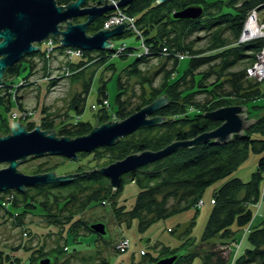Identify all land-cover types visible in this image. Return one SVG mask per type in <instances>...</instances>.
Masks as SVG:
<instances>
[{"label":"trees","instance_id":"obj_1","mask_svg":"<svg viewBox=\"0 0 264 264\" xmlns=\"http://www.w3.org/2000/svg\"><path fill=\"white\" fill-rule=\"evenodd\" d=\"M68 1L73 0H55L58 5H66ZM193 2L202 7L199 17L174 18L172 16L173 12L189 5V3L185 4L186 0H165L158 4L154 0H131L120 7L124 13L133 19L138 32V34L135 32L134 34L139 37L142 47L147 48L146 53H142V49L135 51L134 47L127 46L125 42L124 49L117 52V47L123 43L121 41L116 46L113 45L104 49H80L79 54L68 58L66 53L68 47L59 44L54 39L55 45L49 53L45 54V49L43 52L39 49L29 52L15 64L7 66L5 69L2 78L4 84L0 88V106L2 105L8 110L14 102L23 112L28 110L24 108L20 96L15 94L12 96L13 98H10V92L15 90L17 93V88L20 86L17 85V87L16 83L20 81L18 75L21 71H26L23 76L24 81L29 75L40 69L43 73L45 72L44 77L47 79L50 76L49 62L53 59L64 58L66 66L62 69L59 68V71L65 75L66 68V71L72 72L66 75L67 78H76L85 67L93 63H107L116 56H133L132 61L125 65L116 77L117 93L114 98L116 101L114 113L120 119L125 118L150 103L151 101L148 102L147 97L149 96L150 99L158 90L161 95L165 94L168 101L159 106L151 116H163L164 120L140 127L120 137L112 145L95 148L92 156L95 153L105 152L103 157L109 160L108 163L147 148L158 150L173 140L189 139L200 132L218 126L219 120L206 118L201 114L204 111L227 105L242 104L246 107L248 118L257 115L254 117L256 120L244 129V134H233L225 142L215 143L208 140L191 147H179L157 160L124 173L119 187L112 191L107 177L90 170H87L90 172L76 175L67 181L35 185L36 189L32 186L25 187L24 192L34 189V191L42 190L44 194L48 191L53 193L57 210L62 211L66 217L61 225L55 224V220L49 224L55 228L58 226L60 229H64L65 233L62 237L65 242L61 245L57 244L51 249L55 255L44 252L45 256L43 257L49 256L51 258L49 264L55 263L56 251L60 252L65 246L67 247V238L70 237L74 240L85 235L88 231L94 233L96 238L102 237L89 228L90 223L86 224L79 217V213L89 204L95 202L105 205L107 201H110L119 221L129 223L131 219H136L137 229L142 232L159 219H165L172 214L193 208L201 198L203 189L212 182L229 176L247 155L249 147L253 152L260 154L256 169L248 181H243L235 176L228 177L217 189L213 190V204L207 215L202 241L195 247L169 250L164 255L179 252L173 264H190L195 256H199L200 264H226V258L222 255L221 250L216 248V243L222 244L234 237L233 225L238 227L251 223V204L257 201L260 189L264 190V103L257 104L256 102L258 99L264 100L261 98L264 97V91L260 89L259 81L251 80L253 78L246 75L247 66L232 68L235 61L242 58H249L248 63L249 65L252 64L255 54L261 48L262 39L260 38L244 42H238L237 38L249 11L254 9L260 19L264 20V0H199ZM113 11H106L90 22L86 28L87 34L100 29L104 19ZM205 15L209 17H204ZM82 20L84 18L74 17L71 21L79 22ZM198 30L206 32L205 41L207 40V42L202 48L194 47L193 39L186 40L188 36L193 35ZM132 32L125 28L121 34L111 37L110 40L113 41V38L126 36ZM225 32H227L226 35ZM157 56L172 61L171 68L164 71L160 89L154 87L150 79L142 78L139 82L141 86L140 98L134 103H129L126 98H122L126 91L124 78L137 76L141 71L138 66L147 63L150 57ZM180 59L186 60L183 68L179 67ZM39 62L40 65L37 66ZM202 66H206V69L199 70ZM110 67L112 68V65ZM212 76H214L213 80L209 81ZM56 80L51 77L45 88L56 84ZM90 80L91 76L83 80L81 90L71 99L69 109L73 111V115L70 112H65L63 114L65 117L53 118L48 116L47 112L46 115L43 114L40 117V129L53 128L57 136L69 137L89 132L91 123L87 120H81L80 115L91 84ZM105 81L104 78L100 77L96 87V99L100 105L107 98ZM145 84L149 88L147 93L144 88ZM198 94L204 98H195ZM44 111L45 109L42 108L41 112ZM9 118L10 116L0 117V128L9 130ZM25 122V129L31 130L34 127L32 121L26 120ZM125 180L135 182L138 187L134 203L128 209H125L123 205L116 206L114 201ZM75 185L85 189H80L81 196L79 197L78 194L76 196L79 189H74ZM67 186L70 189L68 193H64L62 188ZM23 191L21 193H24ZM15 192L18 191L15 189L0 191L1 215L7 219L12 216L14 226L22 224V221L17 217L25 211L23 206L15 205ZM47 197H49V193L45 195L43 200ZM33 205L41 209V214L49 209L42 200ZM9 207H13L14 210H9ZM44 215L46 214L44 213ZM50 216L53 217L56 214ZM215 236L220 239L212 240L211 237ZM246 240L248 245L243 253L237 257L234 264H264V217L255 225L251 223ZM22 246L25 249L31 248L27 264L33 263V259L37 258L35 254L43 247L33 248V246L28 247L18 243L9 250H18ZM112 250L116 253H122L114 245ZM10 252L0 250V264H23L22 256H16ZM157 258L159 257H151L150 254L144 253L141 261L147 263ZM38 260L36 259L35 264ZM98 264H109V262L100 257Z\"/></svg>","mask_w":264,"mask_h":264},{"label":"rangeland","instance_id":"obj_2","mask_svg":"<svg viewBox=\"0 0 264 264\" xmlns=\"http://www.w3.org/2000/svg\"><path fill=\"white\" fill-rule=\"evenodd\" d=\"M94 1L95 0H91L90 3L93 5ZM113 1L116 2V0H107V3H113ZM193 1L198 2L199 0H186L185 4H195V2ZM113 10L116 11L117 8H114ZM207 16L208 15H205L204 17ZM254 17L256 18V21L261 20L258 14H256ZM82 18L84 17H79V19ZM247 24L248 23H246V25ZM131 31H133V29ZM205 34L206 32H204V30H198L197 32L193 33V35L188 36L186 40L193 39V46L196 48H202L205 47V44L207 42V40L205 41ZM224 34L226 35L227 32H225ZM46 40L36 42V46H38V49L42 52L47 47ZM121 41H123V43L125 42L127 46L134 47L135 51H139L140 49H142L141 52H143V47L142 44H140V39L139 37L135 36L134 32L126 36L113 38V45L116 46ZM53 45H55V43ZM73 56L76 55L74 54L70 58H72ZM257 56L258 53L255 54V59H257ZM63 59L64 58H60L57 60L53 59L49 62L48 67L50 69V76L47 79H45L44 77L45 72L43 73L40 69L29 75V77L24 81L23 76L25 75L26 71H21V73L18 75V77H20V83L18 85L20 86L19 88H17V93L15 92V90L13 91L11 89L12 91L10 92V98H13L12 96L15 94L19 95L24 108H26V110H29V113L27 115L24 114V111L22 112L14 102L10 105V108L8 110H6V108L1 105L0 117L10 116L9 129L11 119L13 122L17 120L19 123H23V125L24 123H26V120L32 121L34 125H39L40 117H42L43 114L46 115L47 112L48 116L53 118H57V116L63 117V114H65V112H70L72 114L73 111L69 109L71 99L79 90H81L82 81L88 79V76H91V84L88 89L86 100L83 103L80 119L83 121H89L91 123L90 129L93 126H98L108 120H121L114 113V109L116 108V101L114 98L115 94L117 93L116 77L119 71L125 65L132 61L133 56H116L112 57V59L108 61L110 63H93L85 67L81 74L76 78H67L66 75L69 73L71 74L72 72L65 71V75H63L59 71V68L62 69L64 66H66L65 59ZM248 62L249 58L239 59L238 61H235L232 69H237L242 66H247L246 69L251 68L254 64L249 65ZM110 64L112 65V68L110 67ZM185 64L186 60L180 59L179 67L183 68ZM39 65L40 62L37 63V66ZM171 66V60H167L163 57L158 56L150 57L147 63H142L138 66L141 71L137 76H133L127 79L123 77L126 81V91L123 94L122 98H126L129 103L136 102L138 98H140L139 95L141 93V86L139 82L142 78L150 79L152 81L151 84L154 87L160 89L164 71L171 68ZM204 69H206V66L200 67L199 70ZM247 73L248 72L246 71V74ZM247 75L253 78L251 80L255 79L259 81V87L264 91V75L260 78L253 76L252 74ZM51 77L57 79L56 84L49 86L46 89L45 86L46 84H48L47 82ZM100 77L106 80L105 83L107 93V98L102 101L101 105L97 102L96 99V87L99 83ZM213 78L214 76L209 78V81H212ZM9 84L11 85V83ZM13 86L16 88L17 84L16 86ZM144 88L147 93L149 88L146 84ZM158 95L161 96V94L157 90L156 93H154L150 97V99L149 96L147 97L148 102H152L153 100H155L156 97H159ZM195 98L204 97L198 94V96L196 95ZM261 98L264 97L262 96ZM256 102L257 104H262L264 103V100L261 99L260 101L258 99V101ZM42 108L45 109L43 113L41 112ZM100 108L103 109L100 110ZM257 109L263 110L262 108ZM14 110L16 115H13V118H11V112ZM256 113L258 114V112ZM261 113H263V111H261ZM256 116L257 115H252L250 117ZM8 132V129L0 128V135H6ZM92 153L93 151L85 153L78 152L76 159L66 158L61 155L44 154L21 161L18 164L17 169L25 174L53 171L56 175H66L68 173H80L81 171L92 170L94 167L97 168L108 164L109 160H107L106 157H103L105 155V152H100V154L95 153L93 154V156ZM259 157L260 154L253 152L249 147L247 155L236 166V168L229 176L214 181L203 189L201 198L195 203V206L193 208L172 214L165 219H159L149 225L142 232L138 231L137 229L136 219H131L129 223L126 221H119L116 218V212H114V208H112V206L110 205V201H107L105 205L95 202L94 204H89L82 212L79 213V217L82 219V221H85L86 224L96 221H103L106 226V233L102 237L96 238L94 233H90L88 231V233H86L85 235L79 236L74 240L70 237L67 238V247L65 246L60 252L56 251L57 259L54 264H98V260H100V257L105 258L109 262V264H144V262L141 261L143 260L144 253L150 254L151 257H160L161 255H164V253H168L167 251L169 250L174 251L175 249H188L189 247H195L202 241V234L204 231V226L206 224L207 215L211 205L213 204V190L217 189L221 185V183L228 177L235 176L243 181H248L252 173L256 169V163ZM6 165L7 163H0V168L5 167ZM68 187L69 186L62 188L64 193H68V190L70 189ZM74 187V189H79V191L76 193V196L77 194L78 197L81 196L80 189H85H83V187L79 185H75ZM32 188L36 189V186H32ZM52 191H54V189H52ZM137 191L138 187L135 182L125 180L115 196L114 201L116 206L123 205L125 209L130 208L134 203ZM47 193H49V197L43 200ZM52 194L53 193L49 191L44 194L42 190L34 191V189H31L29 192L25 191L24 193H21L20 191L15 192V205L23 206V210H25L17 217L20 221H22V224H17L14 226L12 224V216L7 219L6 217H3L1 215L2 210H0V250H8L9 252L11 251L10 253L13 255L22 256L24 260L23 264L28 263V257L30 255L31 248L25 249L22 246L18 250H9V248H11L12 246H16L18 243L24 244L28 247L33 246V248H40L41 246H43L41 249H39L40 251H37V253L35 254V256H37L36 259H40L45 256L44 252L55 255L53 251H51V249L54 248L57 244L61 245L65 242L62 238L65 233L64 229H60L58 226H56L57 228H55L49 224L52 223L53 220H55V224L61 225L66 217H64L62 211L57 210L55 197ZM10 197H12L11 194ZM39 200H42V202L49 208L47 211H43V214H41V209L38 206L34 207L35 205H33L34 203H38ZM59 200H62V198H59ZM200 200L202 201V203H199ZM9 210L13 211L14 208L9 207ZM44 213L46 215H44ZM53 214H56V216H50ZM48 216H50L49 219ZM20 217L22 220L20 219ZM263 217L264 190L260 189L257 201L251 204V223L255 225ZM67 219L69 218L67 217ZM191 220H193V223H191ZM251 223L249 222L245 226L238 227L236 225H233L232 230L234 231V237L229 238V240L225 243H216V248L221 250L222 255L226 258V264H234L237 257L241 255L244 249L247 247L248 243L246 238L250 230ZM120 236L127 237L129 240V245L125 252L116 253L114 250H112V246L116 244ZM186 237L189 238L186 240ZM211 238L212 240L216 241L220 239L217 236ZM36 259H33V263L31 264H35ZM190 264H200L199 256H195Z\"/></svg>","mask_w":264,"mask_h":264},{"label":"water","instance_id":"obj_3","mask_svg":"<svg viewBox=\"0 0 264 264\" xmlns=\"http://www.w3.org/2000/svg\"><path fill=\"white\" fill-rule=\"evenodd\" d=\"M130 1L116 0L115 3H107V0H95L94 5L82 6L88 3V0L68 1L66 5H58L55 0H0V85L3 84L2 78L7 66L15 64L23 55L37 51L36 42L49 37L65 47L88 50L110 47L113 43L110 41L111 37L122 33L129 23L127 19L112 28L98 29L92 34H87L86 28L96 17ZM163 1L165 0H154L156 4ZM201 12V5L189 4L173 12L172 16L193 18L199 17ZM74 17H84V20L72 22ZM167 101L163 94L119 121L108 120L93 126L86 134L74 137L57 136L52 128L42 130L38 124L27 130L23 123L10 120V132L0 135V163H7L5 167L0 168V191L15 189L22 192L25 187L66 181L90 171L107 177L112 191L119 187L122 175L132 169L157 160L179 147H191L208 140L215 143L225 142L233 134H244V129L256 120L254 117L248 118L244 105L222 106L201 113L206 118L220 121V124L211 130L200 132L189 139L173 140L158 150L144 149L127 154L119 160L94 167L90 171L56 175L53 171L25 174L17 169L21 161L32 156L54 154L76 159L78 152H91L95 148L112 145L120 137L140 127L163 121V116L150 115ZM89 228L100 236L106 233L103 221L92 222ZM178 254L179 252L163 255L144 264H173ZM50 262L51 258L46 256L40 258L37 264Z\"/></svg>","mask_w":264,"mask_h":264},{"label":"built area","instance_id":"obj_4","mask_svg":"<svg viewBox=\"0 0 264 264\" xmlns=\"http://www.w3.org/2000/svg\"><path fill=\"white\" fill-rule=\"evenodd\" d=\"M90 1L91 0H88V2H90ZM113 3H115V1H113ZM115 8H117V10L114 11L113 13H111L110 15H108L104 19L102 26L106 28L108 26L117 25V24L121 23L123 20L127 19L129 21V23L126 24L125 28L130 29V30L133 29V32L138 34V32L136 30V26L134 25L133 19L130 16H128L126 13H124L117 6H115ZM256 14H257V12L254 9H252L251 11L248 12V14L246 15V17L244 19L243 28H242L241 33L239 34L238 41L244 42V41H248V40H251L254 38L262 39V44H261V48H260L261 50H259V52H257L258 53L257 59H255V61L252 63L255 65V67L253 65L251 68L246 69V71L248 72L247 74H249V75L252 74L253 76L260 78L264 75V20L256 21V18L254 17ZM250 18H254V27H255L254 32H248L249 24L251 23ZM246 23H248V24L246 25ZM46 42H47V47L45 49V54L49 53L52 50V47L54 44V38L49 37L46 40ZM111 46H113V43ZM123 49H124V43H121L117 47L116 50H117V52H120ZM146 52H147V48L143 47L142 53H146ZM66 53L68 54V58H70L74 54L75 55L79 54L80 49L79 48H72V47L70 49V47H69L66 49ZM65 71H66V68H65ZM19 83L20 82L18 81L16 84L18 85ZM3 84H4V81H3ZM3 84H1L0 87L3 86ZM23 113L27 115L29 113V110L24 111ZM11 114H12V116H11L12 118H13V115H16L15 112H11ZM199 203H202V201L200 200ZM128 245H129L128 238L125 236H120L114 246L119 252H124L128 248Z\"/></svg>","mask_w":264,"mask_h":264},{"label":"bare ground","instance_id":"obj_5","mask_svg":"<svg viewBox=\"0 0 264 264\" xmlns=\"http://www.w3.org/2000/svg\"><path fill=\"white\" fill-rule=\"evenodd\" d=\"M94 4H96L95 2L93 3V5ZM92 4L90 3V2H88V3H86V4H84V5H82V6H91ZM250 21H251V23L249 24V28H248V32H254V29H255V27H254V19L253 18H250ZM64 24V23H63ZM114 26H116V25H112V26H108V27H106V28H112V27H114ZM64 28V27H63ZM102 28H105V27H103V26H101V28L100 29H102ZM124 29H125V27H124ZM92 34V33H91ZM111 41V40H110ZM71 48V47H70ZM9 132H10V129H9ZM8 132V133H9ZM8 198V197H7ZM6 200V199H5ZM4 200V201H5ZM9 201V200H8ZM6 202V201H5ZM8 204V203H7ZM1 206V205H0Z\"/></svg>","mask_w":264,"mask_h":264},{"label":"flooded vegetation","instance_id":"obj_6","mask_svg":"<svg viewBox=\"0 0 264 264\" xmlns=\"http://www.w3.org/2000/svg\"><path fill=\"white\" fill-rule=\"evenodd\" d=\"M24 56V55H23ZM23 58V57H22ZM5 73V72H4ZM3 76H4V74H3ZM1 88V87H0Z\"/></svg>","mask_w":264,"mask_h":264}]
</instances>
